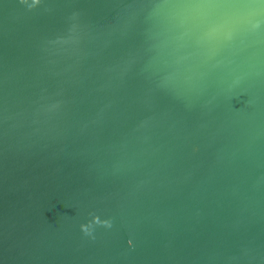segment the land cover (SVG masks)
Returning <instances> with one entry per match:
<instances>
[{
  "label": "water",
  "instance_id": "95a60500",
  "mask_svg": "<svg viewBox=\"0 0 264 264\" xmlns=\"http://www.w3.org/2000/svg\"><path fill=\"white\" fill-rule=\"evenodd\" d=\"M0 264H264V0H0Z\"/></svg>",
  "mask_w": 264,
  "mask_h": 264
},
{
  "label": "clouds",
  "instance_id": "9594fccd",
  "mask_svg": "<svg viewBox=\"0 0 264 264\" xmlns=\"http://www.w3.org/2000/svg\"><path fill=\"white\" fill-rule=\"evenodd\" d=\"M25 2H26V0H19L20 4H24ZM29 7L31 8V6H29ZM97 223L100 224L101 226H104L105 228H111L112 227L111 218L106 219L104 221L97 220ZM81 231L85 236L90 237L92 239H95V235H94L95 229H89V228H86L83 225H81ZM128 243H129V245H131L132 240H129Z\"/></svg>",
  "mask_w": 264,
  "mask_h": 264
}]
</instances>
